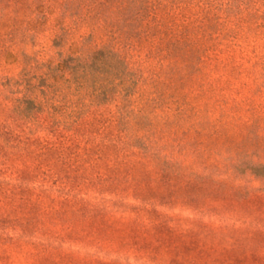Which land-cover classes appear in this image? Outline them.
Segmentation results:
<instances>
[{"label":"rangeland","instance_id":"obj_1","mask_svg":"<svg viewBox=\"0 0 264 264\" xmlns=\"http://www.w3.org/2000/svg\"><path fill=\"white\" fill-rule=\"evenodd\" d=\"M74 127L72 202L1 163ZM0 182V264H264V0H0Z\"/></svg>","mask_w":264,"mask_h":264},{"label":"trees","instance_id":"obj_2","mask_svg":"<svg viewBox=\"0 0 264 264\" xmlns=\"http://www.w3.org/2000/svg\"><path fill=\"white\" fill-rule=\"evenodd\" d=\"M52 132L56 135L53 138L29 137L24 153L17 149L19 146L16 145L14 151L4 155L1 163L11 169V164H14L12 155L20 154V161L25 163L28 171V190L36 188L41 194L51 196L50 199H55L57 203L72 202L78 195H84V192L73 187V180L82 177L76 160L89 154L85 143L92 135L89 129L83 131L81 127L70 130L55 128ZM23 154H26L25 157ZM1 184L0 182V191ZM65 185H68L66 191Z\"/></svg>","mask_w":264,"mask_h":264}]
</instances>
